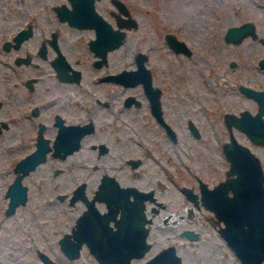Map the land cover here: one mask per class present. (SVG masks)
Returning <instances> with one entry per match:
<instances>
[{"label":"rangeland","instance_id":"rangeland-1","mask_svg":"<svg viewBox=\"0 0 264 264\" xmlns=\"http://www.w3.org/2000/svg\"><path fill=\"white\" fill-rule=\"evenodd\" d=\"M51 1L56 0H49V3ZM125 1L138 24L129 27L125 40L109 51L108 66L114 68L124 61L128 68L135 67L136 51L142 50L148 54L146 64L151 69L153 83L162 88L163 112L175 128L177 138L173 141L155 121L141 82L130 84L128 91L137 94L141 102L125 107L122 111L125 128L123 137L127 143V151L122 156L143 155L145 161L141 167L149 173L155 172L154 168L166 167L178 182L184 180L196 184L197 174L212 184L224 176V169L228 165L221 146L222 141L229 137L223 112H238L244 107L252 110L256 108V100L243 93L237 83L264 87V66L258 62L264 56V0ZM109 5L108 0H97L96 6L107 13ZM49 11H52L51 8ZM245 20L254 22L256 35L247 34L236 42L226 41L224 33L227 26ZM47 24L49 28L55 26L52 16L47 17ZM56 26L60 30V42L68 56L73 57L77 50L85 48L83 42L74 43L71 40L80 31L68 29L60 23ZM166 31H173L184 39L191 47V52L174 50L164 36ZM81 53L79 65L86 75L84 80H88V74L94 70L90 62L92 54L87 48ZM44 67L48 70L47 64ZM54 81L53 77H48L38 81V85L44 90L45 84L51 86ZM48 93L50 91L42 95ZM16 100H19L18 97ZM188 118L198 125L199 136L189 131ZM143 121L147 123L144 124ZM25 123H28L27 127H19L18 123L16 131L9 127L0 132V165L15 152H10L7 145L14 138V133L17 135L22 128L24 131L31 129V121L27 119ZM135 130L141 132L140 138ZM233 131L240 141L248 144L259 156L264 169V143L252 142L236 127H233ZM47 134L51 135L52 132ZM103 134L109 133L99 131L92 137L88 136L84 145L64 161L48 156L45 162L23 178L28 184V198L24 203H19L11 213L5 212L8 201L5 193L13 171H0V264H41L42 259L36 246L52 257L55 264H104L85 243L76 257L71 258L63 252L58 238L64 231L70 230L80 206L79 203L71 205L65 199L50 198L56 189L67 190L70 187L73 171L80 178H86L87 189H91L92 182L94 183L102 168L92 170L90 167L97 159L92 158L90 152L93 153V150L88 149L87 145L91 140L105 137ZM139 139L143 143H137ZM111 142L113 150L122 143L113 136ZM144 146L148 147L149 152H145ZM22 152L23 150H18L15 153ZM116 158L115 154L105 153L101 159L110 162ZM156 159L164 163V166H159ZM67 163L73 167L71 165L72 168H69ZM59 164L65 168L52 178L50 170ZM145 176L148 177V173ZM161 178H166L164 169H161ZM131 181L140 180L131 177ZM177 192L180 196L181 191L177 189ZM210 215L214 216L213 212L202 206L198 218L186 223L198 232L196 238L188 239L183 235L176 237L177 229L168 234L157 230L149 237L152 246L142 256L133 257L132 260L138 263L161 246L174 242L185 264H243L218 230V224L222 220L213 223Z\"/></svg>","mask_w":264,"mask_h":264},{"label":"flooded vegetation","instance_id":"flooded-vegetation-1","mask_svg":"<svg viewBox=\"0 0 264 264\" xmlns=\"http://www.w3.org/2000/svg\"><path fill=\"white\" fill-rule=\"evenodd\" d=\"M108 1L110 5L108 6L107 13L97 8V0H94V6L113 28H120L125 31L123 42L129 26L124 24L119 27L117 20L119 19L127 23L129 17L120 10L114 0ZM122 1L129 9L126 1ZM61 4H66L69 7L72 6L71 0H56L50 3L49 0H0V90H3V92L0 91V132L5 129L7 130L9 127H13L16 131L18 123L19 127H27L28 123H25L26 120L29 119L31 121V129L24 131V128H22L17 135L14 133L12 141L7 143L10 152L23 150L22 154H20L21 152L19 154L15 152L11 153L13 155L0 165V171L5 172L11 169L13 171L11 180H13L17 173L16 164L18 160L37 146L39 136L47 137L51 147L46 150L45 158L37 162L33 168H30L22 176V182L27 185L26 193L28 198V184L23 181V178L37 168L40 163L45 162L48 156L64 161L84 145V140L88 136L92 137L94 133H98L99 131H108L109 134H103L105 137L102 136L96 140H91L87 145L88 149L93 150V153L90 152L92 158L95 157L97 159V161L95 160L90 164V167L92 170L98 167L102 168L99 176L95 178L94 183L92 182L91 189H87V179L80 178L73 171L71 174L73 181L70 187L67 190L56 189L50 195V198L65 199L71 205L79 203L80 211L74 215V222L70 230L75 227L77 217L89 205H92V207L89 210L87 219L94 230L103 229V224H107L111 229H115L118 227V219L122 220L123 215L127 218V221L129 213L139 217L140 212L138 210L142 208L143 214L147 218L145 221V225L147 226L146 238L150 242L146 251L152 246V241L149 238L150 235L154 234L157 230L168 234L176 232L175 229H177L178 236L176 237L183 235L188 239L196 238L198 232L196 233L193 227L187 226L186 223L193 222L198 218L202 206L208 208L201 200L200 182L203 180L207 182L208 186H213L225 177L228 165L224 169V176L218 178L212 184H209L207 180L197 174H195L197 183L193 184L184 180L180 182L176 181L170 173V169L166 167L154 168L155 172L153 173L145 171L141 167L145 161L143 155L122 156L127 151V143H125L123 137L125 136L123 132L125 128L123 126L122 111L125 107L138 105L141 102L137 94L128 91L130 84L123 80V75L118 74L119 71L125 68L128 69L126 63L122 61L123 63L114 68L108 66L109 51L118 47L122 42L118 46L106 50L105 58L103 59L101 54L97 55L94 53L89 44L90 39L96 36L95 26H81L70 23L66 18H61L56 10V6ZM50 8L51 12L49 11ZM131 15L136 19L138 24L137 18L132 13ZM48 16H52L56 24L60 23L61 26L65 25L68 29L80 31L74 37H71V40L74 43L83 42L85 48L77 50L73 57L68 56L63 44L60 42L59 28L56 24L50 28L48 27ZM165 34L166 32L164 36ZM82 36L84 37L83 39ZM86 48L92 54L90 62L91 67L94 69L88 74V80H84L86 75H84V70L79 65V62L82 60L81 52ZM60 53L67 62V64L62 62V69L65 71V74L59 73L56 66L52 63L54 58ZM45 64H47L48 70H45ZM48 77H53L55 81L51 86L45 84V89L43 90L39 87L38 81ZM141 85L143 86L142 83ZM157 86L160 87L158 95L160 111L164 121L168 124L164 123L153 112L144 86L143 91L145 97L148 99L155 121L162 127L166 135L174 141L177 138V132L172 123L164 115L161 103L162 88L160 85ZM47 91H50V93L42 95ZM35 96H39V98H33ZM17 97L19 100H16ZM137 99L138 102H136ZM256 109L257 102L256 108L250 110L255 111ZM70 114L72 115L70 116ZM190 119H187L189 131L193 135L199 136L200 130L198 125L191 119L198 128V134H195L190 128ZM146 123L144 122V124ZM167 125L170 129H168ZM171 128L176 135L175 139L172 137ZM49 131L52 132L51 135L47 134ZM135 134L140 138V131L135 130ZM59 135L70 136L71 140L66 143V146L60 148L58 154H55L53 140ZM77 135H80L78 146L75 145ZM112 136L122 142L120 143V147H115V150L112 147ZM137 143L143 142L139 139ZM28 146L30 147L26 150ZM70 148L72 150H69ZM143 148L145 152L148 151L147 146ZM105 153L115 154L116 160L105 162L104 159H101ZM156 161L159 166H164V163H161L157 159ZM71 165L67 163L69 168ZM63 168H65L64 165L60 164L53 166L50 170L51 177L55 178ZM186 168L191 174H194L191 169ZM161 169H164L166 178H161ZM145 173H148V177L145 176ZM104 175H107L108 178L105 179V186L102 189L99 188V184L103 182L102 177ZM131 177L140 181H131ZM82 181L85 182L84 191L86 197L78 196L71 199L75 188ZM106 188L109 192L107 196L111 200L110 202H107V199L99 192V190L101 191ZM187 188H189V191ZM177 189L181 191L180 196L177 194ZM194 192L196 193L195 196L193 195ZM195 197L198 199V202L195 201ZM209 218L213 223H216L214 221L216 217L210 215ZM188 229L192 230L191 232L196 233V235L191 236L188 234L186 232ZM83 243L86 244V242H82V245ZM169 244H173L177 250V244L170 242L166 245ZM86 246L88 247L87 244ZM133 257L139 256L131 257V261L136 263L132 260Z\"/></svg>","mask_w":264,"mask_h":264},{"label":"water","instance_id":"water-1","mask_svg":"<svg viewBox=\"0 0 264 264\" xmlns=\"http://www.w3.org/2000/svg\"><path fill=\"white\" fill-rule=\"evenodd\" d=\"M114 1L120 10L129 17L127 23L118 19V26L124 24L129 27L135 26L137 24L136 19L131 15L126 4L122 0ZM71 3V7L66 4L56 6L59 16L66 18L73 24L95 26L96 36L90 39L89 44L94 53L101 54L104 59L106 50L116 47L122 42L125 31L120 28H113L96 10L94 0H71ZM247 34L256 35L255 24L252 20L228 25L224 39L236 42ZM165 36L168 44L174 50L185 53L191 52V47L186 41L175 33L166 31ZM147 57L148 54L145 51L138 50L135 54L136 66L125 68L118 74H122L123 80L129 84L137 82L143 84L153 112L164 121L158 98L160 87L153 83L151 69L146 64ZM62 62L67 64L61 53L52 61L58 72L65 74L62 69ZM258 62L264 66V56L260 57ZM237 86L243 93L256 100L257 109L252 111L244 107L238 112L224 111L223 119L229 135L222 142V150L228 160L226 175L213 186H208L207 182L201 180V200L206 207L212 210L216 222L222 220V223L219 222L218 224V230L234 249L241 262L243 264H262L264 260V169L259 156L248 144L236 137L233 127L243 131L252 142L264 143V87H254L244 82H238ZM164 123L166 122L164 121ZM189 125L192 131L198 134V128L191 119ZM167 127L170 129L168 125ZM171 134L175 139L176 135L172 128ZM70 138V136H56L53 140L54 153L58 154L60 148L66 146V143L71 140ZM79 138L80 135L75 138L76 146L79 145ZM50 147L48 138L39 136L37 146L18 160L16 164L17 173L13 180L8 183L6 189V195L9 197L5 207L6 213L13 212L19 203L26 201L27 185L22 182V176L37 162L45 158L46 150ZM107 178V175L102 177L103 182L99 184V188L103 189ZM84 185L85 182L82 181L75 188L71 199L78 196L86 197ZM187 190L189 191V188ZM99 192L107 199V202L111 201L107 196L109 194L107 188L99 190ZM193 195L195 196L196 193L194 192ZM195 201L198 202L196 197ZM91 207L92 205H89L77 217L75 227L70 232L65 231L59 237V244L63 252L71 258L76 257L80 254L82 242H86L93 255L104 264H136L131 261V257L141 256L150 245L146 238L147 226L145 221L147 218L144 216L142 208L138 210L140 212L139 217L129 213L127 221L123 215L122 220L118 219V227L115 229L103 224V229L94 230L87 219ZM191 231L190 229L186 230L188 234L195 236L196 233ZM36 249L42 259L41 264H55L54 259L45 251L40 250L37 246ZM139 264L185 263L175 246L169 244L159 248Z\"/></svg>","mask_w":264,"mask_h":264}]
</instances>
